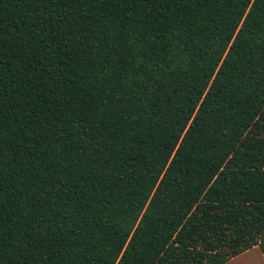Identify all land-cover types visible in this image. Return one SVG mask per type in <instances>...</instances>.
Returning <instances> with one entry per match:
<instances>
[{"label":"trees","instance_id":"obj_1","mask_svg":"<svg viewBox=\"0 0 264 264\" xmlns=\"http://www.w3.org/2000/svg\"><path fill=\"white\" fill-rule=\"evenodd\" d=\"M264 253V0H0V264Z\"/></svg>","mask_w":264,"mask_h":264},{"label":"crops","instance_id":"obj_2","mask_svg":"<svg viewBox=\"0 0 264 264\" xmlns=\"http://www.w3.org/2000/svg\"><path fill=\"white\" fill-rule=\"evenodd\" d=\"M225 264H264V253H260L257 248L253 247Z\"/></svg>","mask_w":264,"mask_h":264}]
</instances>
